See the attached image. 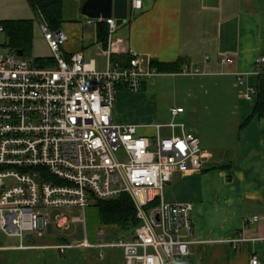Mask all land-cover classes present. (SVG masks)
<instances>
[{
    "label": "built area",
    "instance_id": "2783aa9c",
    "mask_svg": "<svg viewBox=\"0 0 264 264\" xmlns=\"http://www.w3.org/2000/svg\"><path fill=\"white\" fill-rule=\"evenodd\" d=\"M140 5L141 0H133L134 9ZM97 21L108 30L103 71L81 52L63 59L66 38L43 17L38 30L53 64L25 61L24 54L18 56L0 42V234L18 238L19 248L31 247L23 244L25 235L42 236L53 211L57 229L79 223L85 233L86 208L125 193L135 206L138 225L129 239L97 246L121 248L124 264H167L187 257L196 241L192 204L164 201V189L174 173L198 172L206 155L198 136L187 133L183 123H114L117 89L136 93L161 72L114 36L115 19ZM120 55L124 60H112ZM220 61L233 64L234 56L224 55ZM263 63L264 57L255 59L256 65ZM254 92L249 89L245 98ZM182 112L181 107L172 108V119ZM149 128L153 133H140ZM119 151L125 160L116 158ZM97 236L103 238L101 230ZM242 240L235 239L233 246ZM94 245L84 235L81 242L57 249L62 253L73 246ZM250 264H259L256 256Z\"/></svg>",
    "mask_w": 264,
    "mask_h": 264
},
{
    "label": "crops",
    "instance_id": "0c3cea01",
    "mask_svg": "<svg viewBox=\"0 0 264 264\" xmlns=\"http://www.w3.org/2000/svg\"><path fill=\"white\" fill-rule=\"evenodd\" d=\"M68 1L75 18L62 20L59 26L66 38L61 57L68 60L81 52L103 71L107 63L103 22L81 15L84 0ZM132 2L127 0L126 20L114 36L150 61L180 64L179 72L160 73L133 98L150 97L183 108L176 117L186 112L179 123L198 136L206 155L198 172L174 173L166 186L164 201L192 204L196 241L187 257L167 264H250L253 256L264 264V118L253 116L241 127L252 113L254 98H245V93L255 91L257 76L264 72V63L255 64L257 57H264V0H141L138 9ZM227 54H233V64L220 61ZM160 116L167 113L160 111ZM253 217L257 219L250 222ZM81 231L74 241L62 234L50 238L42 234L37 237L42 242H30L34 238L23 242L28 248H19L20 241L0 242V264H124L121 248L97 244L129 235L119 234L115 225H106L101 239L99 230L84 233L81 226ZM84 235L95 245L73 246L62 253L57 249L81 242ZM237 238L244 240L235 248Z\"/></svg>",
    "mask_w": 264,
    "mask_h": 264
},
{
    "label": "rangeland",
    "instance_id": "374dc122",
    "mask_svg": "<svg viewBox=\"0 0 264 264\" xmlns=\"http://www.w3.org/2000/svg\"><path fill=\"white\" fill-rule=\"evenodd\" d=\"M63 21H72L75 17H73V9L74 6L70 1L65 0L63 6ZM41 15H34V12L28 5L25 0H0V22L4 20H17V19H31L33 20V36H32V44H31V52L25 56H23V60L29 61V59L33 58H45L50 57L51 52L47 45V43L42 39H38L41 36L40 31L38 30V20L41 18ZM82 19V18H81ZM4 36L0 35V42L3 44L5 42ZM38 39V40H37ZM139 90L138 92H140ZM136 92V93H138ZM128 90H118L115 92V102L112 106V119L114 123L117 124H139V125H147L151 126L158 123H169L174 121L175 123H179L183 121V116H185L186 112L181 114L179 117H175L172 119L170 114V110L174 105V102H154V100L150 97H143L142 99H134L133 97L136 95ZM171 94V91H168ZM159 111V112H158ZM160 111L163 115L167 117L162 118L160 116ZM152 128L148 129L151 130ZM153 130V129H152ZM165 130V129H164ZM152 132L148 133L151 134ZM163 134H167V131H163ZM116 158L118 160H125V156L122 151H119L116 154ZM166 189V187H165ZM164 189V193H165ZM93 204V203H92ZM90 205L86 208V230H94V232L98 230L105 231L106 225L101 224L98 219V211L94 205ZM56 211L51 212L50 221L43 232V238H50L53 235L62 234L67 237L68 240L74 241L80 238L81 235V225L79 223L70 224V226L64 230L56 229L52 219ZM132 231H123L125 237L130 236ZM122 231L119 230V234ZM126 239V238H125ZM20 240L16 237H8L4 234H0V242L4 244H17ZM44 241V239H40L34 237V239L30 242L39 243ZM27 242V240L23 241Z\"/></svg>",
    "mask_w": 264,
    "mask_h": 264
},
{
    "label": "trees",
    "instance_id": "16d2710c",
    "mask_svg": "<svg viewBox=\"0 0 264 264\" xmlns=\"http://www.w3.org/2000/svg\"><path fill=\"white\" fill-rule=\"evenodd\" d=\"M34 15H41L51 29L59 28L63 15V0H26ZM0 24L3 26V36L5 42L2 44L11 51L21 50L25 55L31 52L33 36V20L17 19L4 20ZM102 41L107 42V25L103 23L100 27ZM38 63L51 65L54 63L52 57L35 58ZM112 60H124L122 57L114 56ZM151 65L161 73H173L180 71L179 63H158L151 61ZM252 113L245 120L244 126L253 116L262 117L264 114V72L257 76L255 93L253 94ZM94 205L98 211V219L101 224L115 225L120 231H132L137 225L135 206L130 197L122 193L117 198L97 200Z\"/></svg>",
    "mask_w": 264,
    "mask_h": 264
},
{
    "label": "water",
    "instance_id": "95a60500",
    "mask_svg": "<svg viewBox=\"0 0 264 264\" xmlns=\"http://www.w3.org/2000/svg\"><path fill=\"white\" fill-rule=\"evenodd\" d=\"M83 17L89 19L113 18L117 26L123 24L127 17V0H84L79 9ZM18 56H23L21 50L17 51ZM31 239V234L25 235Z\"/></svg>",
    "mask_w": 264,
    "mask_h": 264
}]
</instances>
